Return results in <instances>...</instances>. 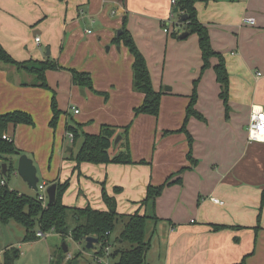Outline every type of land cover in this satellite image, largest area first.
Segmentation results:
<instances>
[{
  "label": "crops",
  "instance_id": "0c3cea01",
  "mask_svg": "<svg viewBox=\"0 0 264 264\" xmlns=\"http://www.w3.org/2000/svg\"><path fill=\"white\" fill-rule=\"evenodd\" d=\"M195 9L213 51L224 58L229 81L226 119L212 69L217 59L212 58L197 85L194 105L204 121L191 117L186 124L192 138L190 158L196 163L187 159L185 134L166 133L181 128L202 65L196 35L188 43L170 36L173 29L183 32L174 27L178 17L172 16L170 0H0L3 50L19 63L48 60L61 68L46 71L48 89H43L36 87L32 75L0 62V114L20 111L31 116L32 127L19 125L6 132L19 150L13 157L30 158L42 177L39 182L68 180L64 206L105 211L104 188L115 199L118 214L137 212L158 219L147 223L145 264H264V143L249 142L246 134L251 108H264V0H207L197 2ZM124 17L153 89L165 93L157 118L134 117L144 96L132 88L128 48L114 42ZM246 18L254 24H244ZM180 60L184 68L177 64ZM67 70L88 73L93 91L74 85ZM167 86L170 92H165ZM53 95L62 112L55 130L49 127ZM72 107L79 113L73 114ZM129 123L127 142L121 128ZM66 125H80L91 135L102 125L117 127L110 158L128 149L134 163L148 164L76 167L72 158L82 140L70 143ZM116 136L121 139L114 144ZM168 178L180 182L166 186L153 204L142 205L148 185L160 186ZM9 226L0 224V232ZM213 226L224 228L215 231ZM121 229L119 224L116 234ZM23 231L15 243L0 249V264L10 247L22 256L21 246L40 241L24 242ZM117 237L111 234L112 240ZM48 257L51 264V253Z\"/></svg>",
  "mask_w": 264,
  "mask_h": 264
},
{
  "label": "trees",
  "instance_id": "16d2710c",
  "mask_svg": "<svg viewBox=\"0 0 264 264\" xmlns=\"http://www.w3.org/2000/svg\"><path fill=\"white\" fill-rule=\"evenodd\" d=\"M62 1V0H58ZM207 0H175L172 7L178 10L177 14L173 16L186 15L187 20L184 22L188 36L194 34L197 37L198 48L201 55V69L200 75L197 80L193 82L192 93L189 96V103L185 111V118L179 130L166 132L167 134L183 133L188 142L187 159L190 164L196 163L191 160V145L192 138L186 130V124L191 117L204 121L203 116L194 109L197 100V85L204 74V72L211 68L210 60L217 59V64L212 67L216 82L220 85L219 98L222 100L225 112V118L228 117L229 105V81L228 72L226 69L224 58L221 54L213 51L210 44V37L208 30L205 26L200 24L197 19V12L195 4ZM126 18L122 21V33L119 38L114 39V42L119 44L122 42L128 48L130 55L133 58L132 63V88L135 92L141 93L144 96L142 104L133 110L134 117L140 115H148L157 118L160 111V102L162 96L165 94L161 91H155L152 86L150 73L148 71L146 61L143 55L139 52L134 44V41L125 28ZM183 25L175 24L174 27L182 29ZM170 36L179 40L178 31H173ZM186 39V38H185ZM0 62L5 65L15 67L17 70L24 71L35 78L36 87L48 89L46 84V71L61 69L57 63L46 60L45 62L14 61L0 46ZM71 74L72 82L74 85L82 88L92 90V81L88 73L77 72L75 70H67ZM106 98L107 95L103 94ZM51 113L52 117L49 127L55 130L60 115L62 112L58 110L54 95L51 99ZM19 125H26L32 127L34 122L28 114L20 111L9 112L0 114V163L7 164V174L4 176L5 180L10 173L15 172V166L11 157L19 155V150L16 148L13 141L8 142L2 139L9 127L15 128ZM131 123L121 128L122 136L128 139V132ZM66 133H70L73 138V143L81 139L80 148L73 157V161L78 167L81 163H88L93 165L99 164H148L141 160L134 163L131 159L128 149L125 153H120L113 158L109 156V149L111 141L118 130L117 127L102 125L100 131L96 135H91L81 131L80 125H66ZM128 142V140H127ZM181 169L178 173L183 171ZM168 178L160 186L147 187L146 198L143 200L142 205L146 206L148 203L153 204L155 199L162 194L163 189L171 184L179 183L180 180L176 179L169 182ZM46 184H56L55 202L52 205H47L43 208L36 200L35 196H27L19 194L17 191L11 190L6 186H0V224L6 226L10 223H16L25 230L23 237L24 242H34L38 238L37 232L42 234L55 233L61 237H70L75 243H82L86 237H95L98 239L99 250L94 251L95 255H103L104 249L110 247L109 258L113 260V264H145V255L149 249V242L146 240V229L149 220L158 221L154 217L147 216L146 214L140 215L134 213L132 215L124 216L116 212V201L110 197L104 188L101 191V197L105 211H98L90 208L89 206L83 209L69 208L63 205L62 196L69 187V181L63 183L49 181ZM121 190L115 188L114 192L119 193ZM264 206V191L260 196V211ZM72 220L75 223L72 229H68V221ZM259 219V216H258ZM118 224H122V229L118 237L114 240L111 239V234L115 231ZM223 226H213L215 231L223 229ZM117 245V246H116ZM111 248L112 252H111ZM60 256H54L51 264H61L62 262V249L59 250ZM19 250L13 249L11 253L5 252L3 255V264H13L19 258ZM76 258L68 261L65 264H73ZM238 264H245L242 260Z\"/></svg>",
  "mask_w": 264,
  "mask_h": 264
},
{
  "label": "rangeland",
  "instance_id": "374dc122",
  "mask_svg": "<svg viewBox=\"0 0 264 264\" xmlns=\"http://www.w3.org/2000/svg\"><path fill=\"white\" fill-rule=\"evenodd\" d=\"M175 17L177 20V16ZM194 36L195 35L192 34L188 36L186 39H184L182 42H187V43L189 41L191 42ZM177 64H179V67L181 68H184L185 66V62H183L182 60H180ZM257 73H260V72H257ZM34 81H35V78H34ZM76 149H78V145L75 147L74 150L76 151ZM12 159L15 161V164H16L17 158L14 159L13 157ZM38 176L40 179H42L39 172H38ZM44 180H46L47 182V178ZM7 184H8V188L11 190H16L18 192L21 191L31 196H35L36 194V192L30 191L29 189H27L26 184L15 172H12L9 174L7 178ZM74 225L75 223H73L72 220L70 219L68 221L67 227L68 229L69 228L72 229ZM118 228H119V224L116 226L115 228L116 230L113 232L114 237H117L118 235L116 234L118 231ZM23 230L24 229L22 227H20L19 225L13 222L10 223V226L7 229L2 228L0 232V249L7 246L10 243V241H13L15 243V241H17L16 239H18L21 235H23L22 233L24 232ZM47 235H51V237L48 238ZM38 239H40V241L35 244H28V245L21 246V252H23V254L22 256H20L19 254V258L15 260L13 264H48V258H49L48 255L51 253L52 257L55 254H56L55 256H58L60 254L59 250L61 249L62 244L66 245V247L68 248V252L67 253L61 252L62 254L61 264H65L66 262L70 260L72 261L74 258H76L75 261H79V264H96L95 260L93 259V254H94V251L99 250L98 244L95 245V248L93 250H86L84 246V241L82 243H75L68 236L61 237L60 235H56L55 233H52V232L44 234L43 238H38ZM13 249H16V248L10 247L5 252L11 253ZM49 250H50V253H49ZM55 251H57V253L54 254ZM68 254H70L69 258H68ZM104 262L108 264H112L113 260L111 258H106Z\"/></svg>",
  "mask_w": 264,
  "mask_h": 264
},
{
  "label": "built area",
  "instance_id": "2783aa9c",
  "mask_svg": "<svg viewBox=\"0 0 264 264\" xmlns=\"http://www.w3.org/2000/svg\"><path fill=\"white\" fill-rule=\"evenodd\" d=\"M170 4L173 7L175 4V0H170ZM243 23L247 25L254 24L253 20L250 18L244 19ZM164 32H168V29H164ZM35 42L38 43L39 38H35ZM70 110L73 114L79 113V111L74 107L70 108ZM246 134H247V140L249 142L264 143V108L257 107V106H253L251 108L250 115H249V122H248L247 129H246ZM66 136H67L68 141L72 143L73 141L72 135L70 133H67ZM2 139L8 142L13 141V138L6 133L3 134ZM0 186H6V180L4 176L2 175L1 168H0ZM36 187H37V190H36L35 198L38 202H40L43 208H46V206L48 205V196L46 193V189L48 188V185L44 182H38ZM211 200L214 203L221 204V202L217 199H211ZM36 236L38 238H43L44 234H42L41 232H37ZM109 253H110V247H106L104 249L103 255L97 254L93 256L95 263L96 264H108L104 261L106 260V258H109ZM69 255L70 254H68V258L70 257Z\"/></svg>",
  "mask_w": 264,
  "mask_h": 264
},
{
  "label": "water",
  "instance_id": "95a60500",
  "mask_svg": "<svg viewBox=\"0 0 264 264\" xmlns=\"http://www.w3.org/2000/svg\"><path fill=\"white\" fill-rule=\"evenodd\" d=\"M178 10L176 8L173 9V14H177ZM187 16L186 15H179L178 18V24L183 25L184 22H186ZM183 32L179 35V40H184L188 37V32L186 31V27L183 25L182 27ZM121 35V30H118L116 33V37H119ZM46 56H49V50H47ZM170 87H165V92H170ZM121 139V136H116L114 140V144L118 143V141ZM70 151V150H69ZM2 175L5 176L7 174V164L1 163L0 164ZM24 183L28 185V187L36 192L37 190V183L39 182V178L37 177V170L36 167L33 164V161L28 158L26 155H21L18 157L16 161V172H15ZM46 193L48 196V205H52L55 202V193H56V184H51L46 189ZM98 244V239L95 237H86L84 239V246L86 250H92L94 248V245ZM62 251L64 253H67V247L65 244H62L61 247ZM77 261H75L73 264H76Z\"/></svg>",
  "mask_w": 264,
  "mask_h": 264
}]
</instances>
